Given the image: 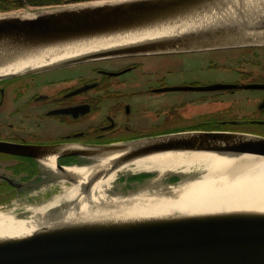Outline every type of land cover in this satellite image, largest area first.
<instances>
[{
    "label": "water",
    "instance_id": "1",
    "mask_svg": "<svg viewBox=\"0 0 264 264\" xmlns=\"http://www.w3.org/2000/svg\"><path fill=\"white\" fill-rule=\"evenodd\" d=\"M192 20L191 26L183 31L0 74V79L120 57L264 47V0H103L31 14L0 15V68L48 48ZM257 87L214 84L189 89ZM174 89L188 88L170 90ZM9 150L27 156L43 152L83 160L66 166L55 161V182L62 185V190L36 204L41 207L64 195L61 193L65 188L80 184V179L68 171L72 167L92 166L110 159L106 168L96 170L80 186L83 198L91 193L97 181L153 155L211 153L226 158L264 159V136L192 131L104 146L65 144L26 148L0 144V151ZM202 174L200 168L167 172L162 177L158 170H127L118 174L107 194L119 201L144 193L168 197L173 188L200 179ZM80 203L79 196L59 202L43 214H36L40 226L31 233L0 237V264H264L262 210L232 208L126 219L64 220L71 206H76L75 212H81ZM14 215L23 219L29 216L27 209L16 210Z\"/></svg>",
    "mask_w": 264,
    "mask_h": 264
},
{
    "label": "flooded vegetation",
    "instance_id": "2",
    "mask_svg": "<svg viewBox=\"0 0 264 264\" xmlns=\"http://www.w3.org/2000/svg\"><path fill=\"white\" fill-rule=\"evenodd\" d=\"M253 49L264 47L120 57L0 79V144L26 148L65 144L104 146L158 136L154 133L157 127L173 126L180 121L186 123L183 129L166 134L223 131L264 136L261 131L264 129V94L257 98V109L252 115L249 112L246 116L241 115L242 112L225 115L224 107L230 103L227 96L238 91L264 93V65L249 71L233 68L240 75L238 80L176 85L162 78L154 80L156 76L152 72L156 70L149 73L141 64L143 59L147 63L152 62L151 58L182 56L187 59L200 53L210 56L223 51ZM138 71H147L142 76L146 81L138 79ZM214 84L258 87L216 91L189 89ZM172 88L188 89L170 90ZM183 92H196L199 96L179 102L164 98L188 94ZM212 98L215 101L212 102ZM218 104L222 108H218L216 118H211L210 108ZM37 154L27 156L11 150L0 151V209L21 211L60 192L62 185L56 184V173L49 166L52 157L62 166L83 162L78 156Z\"/></svg>",
    "mask_w": 264,
    "mask_h": 264
},
{
    "label": "bare ground",
    "instance_id": "3",
    "mask_svg": "<svg viewBox=\"0 0 264 264\" xmlns=\"http://www.w3.org/2000/svg\"><path fill=\"white\" fill-rule=\"evenodd\" d=\"M194 20L169 25L151 30H139L131 33L105 36L73 42L54 48L44 49L35 54L16 59L0 68V74L21 71L24 69L54 63L66 58L96 52L159 38L167 34L183 31L191 26ZM110 159L92 166L68 171L80 179V184L65 188L62 196H56L53 203L36 206L28 205L27 218H17L15 208L8 211L0 209V237L23 236L40 226L36 214H43L48 208L59 202H68L75 197L81 198V212H75L71 206L64 220L96 219V218H131L152 215H166L174 212L205 213L223 211L232 208L257 209L264 211V159L253 157L226 158L211 153H164L153 155L136 161L115 171L108 177L97 181L87 196L81 195L80 186L99 168H106ZM56 157L49 160V166L55 169ZM200 168L204 171L200 179L185 182L173 188L170 196H159L144 193L136 198L120 201L107 194L118 174L127 170H158L162 177L167 172ZM231 173V174H230Z\"/></svg>",
    "mask_w": 264,
    "mask_h": 264
},
{
    "label": "rangeland",
    "instance_id": "4",
    "mask_svg": "<svg viewBox=\"0 0 264 264\" xmlns=\"http://www.w3.org/2000/svg\"><path fill=\"white\" fill-rule=\"evenodd\" d=\"M103 1V0H98ZM92 2V1H90ZM88 2H82L79 4H84ZM72 5V4H65L60 6H45V7H28L20 10L10 11V12H2L0 15L7 14V13H34L37 11L52 9L56 7ZM256 48V47H255ZM243 51V52H242ZM242 52V53H241ZM198 56H189L190 58H184L182 56H178L177 58L173 57H166V58H151L152 62L141 60V64H143L146 69L149 70V73L152 70V73H155V79L162 78L166 81H171L176 85L180 84H191L192 82H200L202 84L216 82V81H230V80H238L239 74L237 71H233L232 69H242L246 70H253L259 69L260 65H264V49H253V50H230V51H223L217 54H211L210 56H202L201 53L197 54ZM150 59V58H148ZM225 64L226 66H221ZM219 65V66H217ZM217 68H221L217 71ZM147 73V71H138L136 76L138 77L141 82L146 81L145 78L142 76ZM149 73L147 75H149ZM241 78V77H240ZM249 78V77H247ZM243 80V77L242 79ZM247 81V79H245ZM147 83V82H145ZM143 83V84H145ZM145 87V85H143ZM188 94H180L179 96L176 94L169 95L167 98L168 101L177 100L179 101H186L188 99H192L193 97L196 98L199 96L196 92H183ZM264 93L262 92H251V91H238L236 94L228 95L227 99L230 103H228L225 107V115H232L235 113L242 112L241 115H245L249 112L252 115L255 111L257 98H262ZM189 96V98H187ZM186 97V98H183ZM192 97V98H191ZM213 100V98L211 99ZM224 101V100H223ZM223 101H220L223 103ZM218 102V101H217ZM140 106V105H139ZM220 107V108H219ZM218 108L221 109V105H217L215 107L210 108V117L216 118V113H218ZM245 111V112H244ZM227 112V113H226ZM244 112V113H243ZM213 114V116H212ZM224 114V113H222ZM186 123L179 122L173 126L167 127H157L154 131L155 135L166 134L169 132L180 131L183 129ZM255 127H250L249 129H254ZM262 134L264 135V129ZM5 210V209H4Z\"/></svg>",
    "mask_w": 264,
    "mask_h": 264
},
{
    "label": "trees",
    "instance_id": "5",
    "mask_svg": "<svg viewBox=\"0 0 264 264\" xmlns=\"http://www.w3.org/2000/svg\"><path fill=\"white\" fill-rule=\"evenodd\" d=\"M98 0H0V13L28 7L60 6Z\"/></svg>",
    "mask_w": 264,
    "mask_h": 264
}]
</instances>
